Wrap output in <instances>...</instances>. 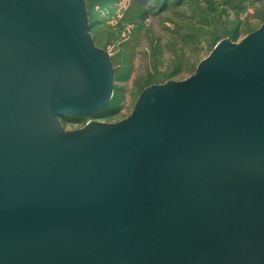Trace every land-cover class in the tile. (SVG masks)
Here are the masks:
<instances>
[{
  "label": "water",
  "instance_id": "water-1",
  "mask_svg": "<svg viewBox=\"0 0 264 264\" xmlns=\"http://www.w3.org/2000/svg\"><path fill=\"white\" fill-rule=\"evenodd\" d=\"M83 0H0V264H264V21L127 115Z\"/></svg>",
  "mask_w": 264,
  "mask_h": 264
},
{
  "label": "rangeland",
  "instance_id": "rangeland-1",
  "mask_svg": "<svg viewBox=\"0 0 264 264\" xmlns=\"http://www.w3.org/2000/svg\"><path fill=\"white\" fill-rule=\"evenodd\" d=\"M83 2L86 30L108 54L111 95L90 114H58L65 129L124 117L144 86L187 76L217 39L237 41L264 21V0Z\"/></svg>",
  "mask_w": 264,
  "mask_h": 264
}]
</instances>
